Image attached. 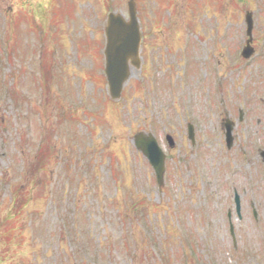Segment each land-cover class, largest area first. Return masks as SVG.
I'll use <instances>...</instances> for the list:
<instances>
[{
    "label": "rangeland",
    "instance_id": "374dc122",
    "mask_svg": "<svg viewBox=\"0 0 264 264\" xmlns=\"http://www.w3.org/2000/svg\"><path fill=\"white\" fill-rule=\"evenodd\" d=\"M147 1L115 100L105 27L128 0H0V264H264V0ZM138 132L167 153L161 189Z\"/></svg>",
    "mask_w": 264,
    "mask_h": 264
},
{
    "label": "water",
    "instance_id": "95a60500",
    "mask_svg": "<svg viewBox=\"0 0 264 264\" xmlns=\"http://www.w3.org/2000/svg\"><path fill=\"white\" fill-rule=\"evenodd\" d=\"M130 19L126 21L121 14L111 13L108 17L106 27V47H105V73L107 76L110 95L114 99L121 96L123 86L130 76L131 66L140 65V45L141 31L137 18L136 4L134 0L128 3ZM247 34L250 39L243 51L245 57H250L253 53L251 47L253 18L252 13L246 14ZM227 142L232 143V124L227 122ZM134 143L140 151L148 158L152 164L159 186L163 183L165 171V156L158 147L157 141L152 134L138 133L134 137ZM264 159V151L261 153ZM237 209L239 210V197H236ZM232 234H233V229Z\"/></svg>",
    "mask_w": 264,
    "mask_h": 264
},
{
    "label": "trees",
    "instance_id": "16d2710c",
    "mask_svg": "<svg viewBox=\"0 0 264 264\" xmlns=\"http://www.w3.org/2000/svg\"><path fill=\"white\" fill-rule=\"evenodd\" d=\"M40 162H38L37 164H39Z\"/></svg>",
    "mask_w": 264,
    "mask_h": 264
}]
</instances>
